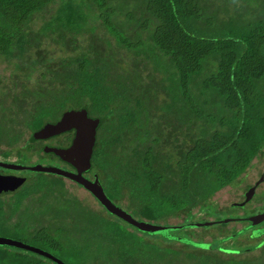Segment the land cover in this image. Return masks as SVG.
Here are the masks:
<instances>
[{
  "label": "trees",
  "instance_id": "1",
  "mask_svg": "<svg viewBox=\"0 0 264 264\" xmlns=\"http://www.w3.org/2000/svg\"><path fill=\"white\" fill-rule=\"evenodd\" d=\"M50 4H53L51 11L34 29L31 20L47 10ZM207 8L215 10L205 0H0V56L3 60H12L14 66H21L19 56L23 53L28 56L32 49H37L31 62L40 63L43 55H38V48L43 38L69 43L63 45L68 52L65 56L68 67L62 77L58 68H12L7 76L8 88L3 89L5 94L2 96L18 87V92L30 99L31 109L27 111L24 106L27 99L25 104L22 99L16 103V97H12L11 104H3L1 96L0 109L14 108V112L5 113V119L0 121L6 122L4 125L8 129L15 126L18 136L25 130L30 136L40 124L35 123H44L55 116L50 117L55 88L69 89V99L72 94L84 95V101L76 105L83 106L87 113L91 110L99 126H104L96 130L89 154L88 170L94 169L95 180L96 172L100 177L104 172L100 168L106 169L109 188L117 189L120 197L133 198L139 216L145 220L160 215H179L184 220V216L200 210L198 204L206 210L203 212L209 213L206 203L213 192L237 178L248 166L250 158L264 146L261 106L264 93L256 83L264 68L260 50L264 43V24L255 21L240 26L220 19L216 20L219 24L216 34L194 33L192 21L201 19ZM205 19L207 24L211 23L209 17L205 16ZM92 20H98V23ZM96 29L106 32L115 46L132 51V57L127 60L128 68H139L144 79H149L150 87L146 82L136 80L133 72L124 70L117 78L116 71L111 70L114 66L110 63V54L91 41ZM77 38H87L85 45L80 46ZM105 40V46H109ZM150 52L153 54L149 55ZM163 56L166 57L163 68H172L177 74L175 80L182 85L180 95L174 94L173 88L164 81L159 82L160 77L153 71L159 68L155 65ZM145 62L152 71L144 68ZM57 80L61 81L59 86L53 84ZM172 80L168 79V84ZM157 99L160 105L155 106L161 116L168 113L171 118L180 120L183 136H178L174 124L164 133L155 129V124L148 130H136L138 122L135 119L148 112L147 106H153L145 102L155 103ZM67 106L61 105L55 112ZM25 114L28 120L19 119ZM194 120L202 121L203 126L193 123ZM2 134L6 135L0 131ZM172 149L174 152L170 155ZM164 151L166 155H163ZM55 175L59 179L65 177ZM73 196L77 198L76 194ZM84 205L76 208L80 216L73 215L81 218L77 223L73 220L66 224L54 223L53 229L64 227V234L51 231L48 234L46 222L41 225L38 221L36 236L47 239L48 245L57 253L46 252L65 264L147 262L146 258L135 260L128 254L133 250L131 243L136 241L133 236L128 234L126 238L127 231L118 229L115 220L104 219ZM43 214L42 211L41 216ZM228 218L230 216L225 215L220 220L225 223ZM182 222L178 226H183ZM73 231L80 235L101 233L106 238L103 240L105 248L96 245L90 257H86L92 243L88 238L75 242L70 236ZM174 239L180 241L181 237ZM183 240L190 242L187 237ZM43 259L57 264L35 252L15 255L14 264H47Z\"/></svg>",
  "mask_w": 264,
  "mask_h": 264
},
{
  "label": "rangeland",
  "instance_id": "2",
  "mask_svg": "<svg viewBox=\"0 0 264 264\" xmlns=\"http://www.w3.org/2000/svg\"><path fill=\"white\" fill-rule=\"evenodd\" d=\"M205 2H209L210 6L215 8V10L212 11L207 8L201 19L192 21L194 29L193 32L199 35L216 34L219 29V24L216 20L219 21L220 19L226 20V23L229 22L232 25L240 26L247 25L248 23L251 24L255 21L264 24V0H205ZM53 4H50V6L47 7V10L44 9L40 14L33 17L31 20V26L34 29L40 25L44 18L47 17ZM216 8L218 9L219 14L221 12V16H219ZM205 16L210 18V24L206 23ZM91 22L98 23V20H92ZM94 33L95 35L91 36L92 38L90 37L91 41L96 44V46H101L104 53L110 54V63L114 66L111 70L114 69L116 71L117 78L122 75V72H133L132 74L135 75L136 80L146 82L148 87H150L149 79H144V76L138 71L139 68H128L127 60L132 57V51L130 52L129 50H125V48L119 45L115 46L111 40L112 38L102 30L96 29ZM142 34L143 33H141V36ZM133 36H136V34ZM86 39L77 38L80 46H82V44L85 45L84 43ZM105 39L108 40L109 46H105L107 45ZM68 44L69 43L67 41L63 40L50 39L49 37L43 38L41 46L38 48V55H43V57L39 59L40 63L35 61L33 64L31 62L33 60V56L36 55L35 51L37 49H32L28 56L24 53L19 56L18 61L21 62V66H14L12 60L5 61L0 56V98L2 94H5L3 89H5V87L8 88L7 76L11 73L12 68H58L60 69L59 76L62 77L63 71L66 67H68V64H66L68 59L65 57L68 52L65 51L66 48H64L63 45ZM260 50L264 56V43L260 46ZM152 54L153 53L149 55ZM164 60L166 61L165 56L158 60L156 62L158 66H155L163 68ZM144 68H149L152 71L147 62H145ZM159 68H155V70H153L155 75L160 77L159 82L163 83L164 81L169 88H173L172 91L174 94L177 92L180 95V88L182 85L178 83V80H175L177 79L175 71L172 68ZM262 72L263 73L256 83L260 88V92L264 93V68ZM167 74H169V76H167ZM172 77H174V80H172ZM47 78L48 77H45V79ZM168 79H171L173 82L168 84ZM78 80L79 79L77 78V81ZM60 82L61 81L59 80L53 81V84H58L59 86L61 84ZM67 87H69V85H67ZM18 90H20V88L17 87L14 88L13 91H6L7 94L5 97L2 96L4 100L3 104H11V102H13L12 97H16V103L22 99L25 104V99L27 98L22 96V92L20 93ZM55 91L56 94L53 98V102L51 104L52 107L50 109L52 115L50 117L55 115V111H57V108L61 105H68L67 107L72 108L80 107V105L77 106L76 104L81 103L84 101L83 98H85L84 95L79 96L72 94L69 99V89L65 90L58 87L57 89L55 88ZM160 98L162 97H158V99ZM167 98L169 97L167 96ZM158 99L153 105H160ZM27 100L28 101H26L24 106L27 108V111H30V99ZM261 106L264 111V97ZM153 109L157 110L156 106H153ZM13 112L14 108L12 110L7 107H4L2 110L0 109V119H5L3 117L5 113ZM87 114L92 116L91 110H88ZM21 116L22 115L19 116V119L24 117L25 120H28L27 114L22 117ZM194 121L195 122L193 123L198 126H203L202 121ZM26 123L28 126L31 125L29 121ZM39 123L42 124V121L35 123V125H38ZM4 124H6V122L0 121V131L6 133V135H0L1 161H10L14 163L16 161H20L25 164L34 162L41 165H49L52 163L51 160L47 161L41 159L39 155L32 151L28 152L27 148L20 151L21 147H13L12 145L17 143V139H15V137L18 136V131H16V128L14 129L15 126L8 129V127ZM103 127V125L99 126L97 131ZM194 132H196V129ZM177 134L178 136H183L180 132H177ZM8 139H15V142L12 141L8 143L6 142ZM22 147L25 148L24 146ZM12 149H18L20 152L18 151L15 153ZM173 152L174 149L169 152L170 155H172ZM164 154L166 155V151H164L163 155ZM256 155L250 158L249 164L245 168L247 180H250L249 177L252 176L260 166V159L257 158ZM100 170L104 171L100 175V180L104 186L105 192L111 195L108 196L113 198V200L122 206L123 210L127 211L132 217L141 219L142 217L139 216L138 210L135 208L136 205L134 206V199L129 196L127 197L126 195H123L124 198L119 199L120 195L118 194V190L114 188L110 189L108 186L109 181L107 180V174H105L107 170L104 168H100ZM9 171L16 172L17 174L24 176V180L23 182L20 180L21 183L16 185L13 190L0 194V237L20 240L24 243L38 246L42 250L56 252L48 245L47 239H39V237L36 236L35 228L37 227L36 225L38 221L40 220L42 223L46 222V226L49 227V229H46L48 234L50 231L58 235L60 233L64 234V227L53 229L54 223L57 221L60 224H66L72 222V220L74 223H77L81 218H75L73 216L74 214L80 216L76 208H80L82 206L85 207L84 204H86V206L91 208H98V214L102 218L115 220L114 223L118 229L121 227L128 232H125L126 234H124L126 238L128 237V234L133 236L132 238L136 241L131 243L133 246L130 249L133 250H131V252L129 251L128 254L135 260L142 257L146 258L147 262L143 261L144 264H264V221L261 223V226L256 229H244L245 231H241L240 228L248 226L241 220H237L236 222L227 221L225 223L220 220V218L225 215H235L239 212V209L242 211L241 213L249 214L256 209L264 207V201L260 204H256V206L252 208L248 206L242 209L235 203L229 204L230 201L238 200L239 191L241 189L240 186H242L241 182L236 186L231 185L237 181L236 178L229 184L222 186L221 189L213 192L211 199H208V203H206L209 213L203 212L206 210L198 204V208L200 210L196 211V208H193V211L196 212L191 215L184 216V220H182L179 215H167L165 217L160 215L154 217L153 219H147L146 221L149 220L151 223L164 227L160 230L161 233H158L157 231L144 232L133 229L127 223L117 219L108 211L106 212L104 208L97 204L88 192L64 177L60 178L64 181L63 182L55 174H47L28 168H19L17 170ZM55 178H57V180H55ZM56 181H60L62 184L57 183ZM73 194H76L77 198L74 197ZM259 196L262 195L259 194ZM42 211L47 216H45L46 218L43 217L44 214L41 216ZM64 218L67 219V221L64 220ZM180 221H183V226H178ZM222 223L223 225H221ZM239 223L241 226L238 228ZM126 228L129 229V231L126 230ZM70 236L72 239L76 240L75 242H78L80 238L81 241L84 238H88V240L92 243L88 249L86 257H90V252L93 253V249H95L96 245H99L100 248H105L103 240L106 238H104L101 233L97 235L94 233L84 232L80 235L73 231L70 232ZM175 237H181L180 241L174 239ZM183 237L190 239V242H188L189 244L184 243ZM125 246L129 247L127 244H125ZM197 248L202 249L198 250ZM20 253L32 255L31 251H24L12 245L0 243V264H14L15 255ZM86 260L91 261V258H86ZM43 261L47 264H51L47 260L43 259Z\"/></svg>",
  "mask_w": 264,
  "mask_h": 264
},
{
  "label": "water",
  "instance_id": "3",
  "mask_svg": "<svg viewBox=\"0 0 264 264\" xmlns=\"http://www.w3.org/2000/svg\"><path fill=\"white\" fill-rule=\"evenodd\" d=\"M97 125L98 119L94 116L87 115L83 106L76 108L67 107L61 112L56 120L45 122L31 132L29 137L30 139H34L37 137L44 138L50 134L72 128L73 133L71 141L66 147L59 148L50 146L49 148H45V151H51L55 153L60 159L69 163L73 167L74 171L66 170L54 165H41L39 163L23 165L0 161V166L8 168H28L41 172H51L65 176L68 179L74 180L86 187L94 195V197L97 198L98 202L103 206L106 212L108 211L109 213L119 217L127 224L132 225L139 230L147 232L157 231L158 233H161L160 230H162L164 227L144 219H136L132 217L127 211L123 210V208L105 197L95 178L87 180L80 174V171L88 167L89 154L90 151H92V145L95 140V128ZM262 171H264V168ZM260 179L262 178L259 174L254 183ZM20 180L21 179L17 177H0V194L13 190L16 185L19 184ZM253 186L254 184L247 188L238 204H241L251 194ZM248 219L252 220V222H257L261 219H264V209L260 212L249 215ZM0 243L16 246L38 253L40 256L51 259L57 264H65L53 254L40 249V247L24 243L20 240L0 237Z\"/></svg>",
  "mask_w": 264,
  "mask_h": 264
},
{
  "label": "flooded vegetation",
  "instance_id": "4",
  "mask_svg": "<svg viewBox=\"0 0 264 264\" xmlns=\"http://www.w3.org/2000/svg\"><path fill=\"white\" fill-rule=\"evenodd\" d=\"M149 102H145V103L146 104H152V105L154 104L153 102L152 103H149ZM153 106H155V105H153ZM153 106H152V109H151V107L147 106L146 109H147L148 112L145 113V114H139L138 119L137 120L135 119V121L138 122V124L136 126V130H140V131H144L146 129L148 130V129H151L152 124H155L154 128L158 129V131L164 133V131L166 129H168L169 127L172 126V124H174L175 125V129H177L176 132H180L181 133V131H182L181 130V126H180L181 122H180V120H178V118H175V117L171 118L167 114L165 115V117H163V116H161L160 111L153 109ZM156 108H157V106H156ZM62 111H63V109L60 112H58V113L55 112L56 113L55 116H53L52 118H48L46 121H44V123L48 122V121L56 120L59 117V115L61 114ZM86 114H87V112H86ZM89 116H91V115H89ZM44 123H42V124H44ZM42 124H40V125H42ZM99 124L100 123L98 122V125L95 128V137H96V130H97ZM129 125L132 127L131 123ZM39 126H37V127H39ZM36 128H34V129H36ZM29 133L30 132H27L26 130L24 132H22L17 137V141H16L17 143L12 145V146L13 147H16V146L17 147H21L20 151H22V150L27 148L28 152H30V151L34 152L35 154L39 155L41 157V159L47 160V161L51 160L52 163L49 164V165H54V166H57V167L64 168L66 170L74 171L73 167L69 163H67L66 161L60 159L55 153H53L51 151H45V148H49L50 146L59 147V148L66 147L71 141V137H72V133H73V129L72 128L68 129V130H63V131H59L57 133L50 134V135H48L47 137H44V138L37 137V138H34V139H29ZM22 146H24L25 148H23ZM92 148H93V146H92ZM12 151H15V153H16L19 150L18 149H12ZM256 156H257V158L260 159V162H259L260 166L256 170V172L252 176L249 177L250 180L246 179L245 169H244L238 175V177L236 178L237 181L234 182L233 184H231V185L236 186L240 182L242 183L241 184L242 186H240L241 189L239 191L238 200L229 202V204L230 203H232V204L235 203L241 209L242 208H246L248 206L252 208V207L256 206V204H260V203H262L264 201V171H262L263 168H264V146L261 148V150L257 153ZM88 161H89V159H88ZM2 162H5V161H2ZM6 162H10V161H6ZM11 163H14V162H11ZM15 163L23 164V165L25 164V163H21L20 161H16ZM30 163H34V162H30ZM30 163H28V164H30ZM46 165H48V164H46ZM89 168H90V166L86 170L84 169V170L80 171V174L84 178H86L87 180H91V179L95 178V177H93V175L95 174L93 172L94 169L93 170L91 169V171L89 172V170H88ZM17 169H19V168H8V167L0 166V177H17V178H20L21 181L23 182L24 176H22L20 174H17L16 172L9 171V170H17ZM96 174H97L96 175L97 176L96 177V179H97L96 181H97L99 187L101 188L102 192L104 193L105 197L108 198L109 200H111L116 205L120 206L118 203L115 202V200H113V198H110L108 196L109 194H107V192H105L104 186L102 185L100 177H98V173L97 172H96ZM259 174H260L262 179L257 180L254 183V181L257 179ZM66 179H68V178L66 177ZM68 180H70L71 182L75 183L79 187L83 188L86 192H88L93 197V199L97 202V204L103 208V206L98 202L97 198L94 197V195L86 187H84L83 185L79 184L78 182H76L74 180H71V179H68ZM21 181L19 182V184L21 183ZM253 184H254V186H253L251 194L241 204H238L240 202V200L242 199L244 193L246 192L247 188H249ZM259 194H261L262 196H259ZM121 198H124V197H120L119 199H121ZM120 207L122 208V206H120ZM263 209H264V207L261 208V209H256V210H254L253 212H251L249 214H243V213H241L242 211L239 209V212L236 213L235 215H230V219L228 218L226 220V222L227 221H235L236 222L237 220H241L243 223L248 225V226H246L244 228L242 227L243 229H247V230H249V229L251 230L253 228L256 229L257 227L261 226V223H263L264 219H261V220H259L257 222H252V220L248 219V216L253 214V213L260 212ZM92 210H95L96 212H98V208H93L92 207ZM141 219H143V218H141ZM39 222H40V220H39ZM40 224L43 225L44 223L40 222ZM240 226L241 225L239 223L238 228Z\"/></svg>",
  "mask_w": 264,
  "mask_h": 264
}]
</instances>
